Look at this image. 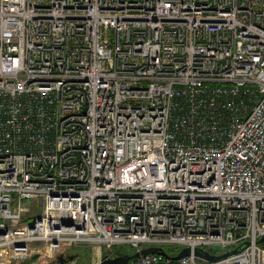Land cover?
I'll return each instance as SVG.
<instances>
[{"label": "built area", "instance_id": "2783aa9c", "mask_svg": "<svg viewBox=\"0 0 264 264\" xmlns=\"http://www.w3.org/2000/svg\"><path fill=\"white\" fill-rule=\"evenodd\" d=\"M263 237L264 0H0V264Z\"/></svg>", "mask_w": 264, "mask_h": 264}, {"label": "rangeland", "instance_id": "374dc122", "mask_svg": "<svg viewBox=\"0 0 264 264\" xmlns=\"http://www.w3.org/2000/svg\"><path fill=\"white\" fill-rule=\"evenodd\" d=\"M100 248V247H99ZM165 249L170 252L172 255L179 254L181 251V247L179 248L177 245H167ZM210 251L213 253L220 252L218 248L209 247ZM118 250L124 254H134L136 251L132 249L129 245H123L118 247ZM78 254L79 264H97L100 260L106 255V249L100 248V252L98 253L97 247L86 246V247H76L72 248L68 255ZM59 262V257L55 258L53 261L49 262L37 253H33L31 256L26 258H21L16 264H51Z\"/></svg>", "mask_w": 264, "mask_h": 264}, {"label": "water", "instance_id": "95a60500", "mask_svg": "<svg viewBox=\"0 0 264 264\" xmlns=\"http://www.w3.org/2000/svg\"><path fill=\"white\" fill-rule=\"evenodd\" d=\"M34 226V224L32 225V227ZM261 242H264V237L260 240ZM248 245V242L244 243L242 246L232 250L231 252L225 254V255H221V256H213L210 255L207 251H205L202 248H197L196 250V254L205 258H208L209 260H217L220 258H223L225 256L228 255H233L236 254L238 252H240L241 250L244 249L245 246ZM149 253H163L165 255L168 256V254L165 252V250H163L161 247H148V248H144L141 251H138L134 254H122V255H115L113 254V250L112 249H106V255L100 260L99 263L97 264H133L134 263V259H136L137 257H139L142 254H149ZM191 253V248L187 247L184 248L179 255H177L175 257V259H178L179 257L188 255ZM64 256H60L59 259H62Z\"/></svg>", "mask_w": 264, "mask_h": 264}, {"label": "flooded vegetation", "instance_id": "af4514ba", "mask_svg": "<svg viewBox=\"0 0 264 264\" xmlns=\"http://www.w3.org/2000/svg\"><path fill=\"white\" fill-rule=\"evenodd\" d=\"M79 258L80 256L78 254L66 255L62 259H59V262L51 264H79Z\"/></svg>", "mask_w": 264, "mask_h": 264}, {"label": "bare ground", "instance_id": "6f19581e", "mask_svg": "<svg viewBox=\"0 0 264 264\" xmlns=\"http://www.w3.org/2000/svg\"><path fill=\"white\" fill-rule=\"evenodd\" d=\"M19 251H25V250H19ZM97 251H98V253L100 252V248L99 247H97ZM24 256L29 257V256H31V254L29 255V254H24L23 252H19L17 255H15V257H17V258L11 257V256H7V257L3 258L2 261H7L9 263L10 262L12 263L11 260H18L19 261L20 258L24 257ZM2 263H5V262H2ZM9 263H7V264H9Z\"/></svg>", "mask_w": 264, "mask_h": 264}, {"label": "trees", "instance_id": "16d2710c", "mask_svg": "<svg viewBox=\"0 0 264 264\" xmlns=\"http://www.w3.org/2000/svg\"><path fill=\"white\" fill-rule=\"evenodd\" d=\"M113 251L115 252L116 255H118V254H120V255L124 254V253L120 252L119 250H113Z\"/></svg>", "mask_w": 264, "mask_h": 264}]
</instances>
